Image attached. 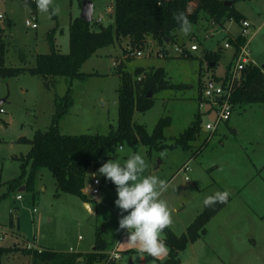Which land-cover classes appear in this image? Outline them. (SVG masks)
Listing matches in <instances>:
<instances>
[{"label":"rangeland","instance_id":"1","mask_svg":"<svg viewBox=\"0 0 264 264\" xmlns=\"http://www.w3.org/2000/svg\"><path fill=\"white\" fill-rule=\"evenodd\" d=\"M31 1L0 0V13H5L11 21V26L5 27V18L1 25L5 30V65L8 67H33L38 54L50 52L48 34L57 26V44L63 53L68 52L70 21L82 14L80 0H54V6L60 7L59 15L54 16L41 13L38 8L34 10ZM93 2V29H100L98 19L103 21V26L113 24L115 0ZM237 8L246 12L259 30L249 49H252L254 62L263 67L264 0H237ZM210 20L211 17L203 12L197 23H191L193 27L189 35L177 30L174 35L176 44H159L149 36L143 56L138 57L129 51V56L134 57L131 60L126 59V44L124 47L117 42L99 49L82 67V71L90 76L72 82L75 104L59 128L65 135L107 134L111 126H118L119 65L125 63V69L130 73H135L139 67L165 68L167 80L177 88L152 94L154 107L145 113L136 111L134 121L145 125L152 133L161 118L172 117V125L165 129L166 141L170 143L167 144L170 148L163 152L166 155L161 156L157 149L149 151V147L143 144H139L136 150L123 144L108 147L105 156L123 164L131 154L139 152L148 164L143 175H155L170 183L163 198L174 209V224L168 230L178 236L187 234L191 224L206 210V197L217 191L230 193L228 203L206 224L201 238L181 253L183 264H264V103L234 104L230 125L222 124L210 137L206 126L213 120L212 113L209 105L201 106L197 99L201 61L205 64V53L223 47L229 36L220 25L212 26ZM28 21L37 24L38 28L28 27ZM227 26L233 34L239 31L233 19L228 20ZM192 45L198 46V51L191 53L194 58H180L177 49L191 50ZM224 52L225 56L216 69L220 76L231 59V49ZM210 75L205 71L201 80L205 78L208 82ZM213 81L215 84L220 82ZM70 84V79L58 77L54 86L48 88L42 78L25 71L8 79L0 77V100H4L0 104V196H5L0 202V248L16 250L1 255L0 264H33L31 256L20 253L22 248L42 247L87 254L94 251L99 233L109 242L107 259L114 256L113 252L121 253L116 264H143L144 258L146 264H159L158 260L163 261L168 255L153 260L127 243V230L119 228L122 213L115 205L118 196L112 182L101 184L100 194L95 199L89 194L95 214L90 212L89 205L85 206L82 198L72 194L57 195L56 180L48 169L41 172L33 189L26 188L22 192V201L16 200L20 188L10 191L5 185L21 176V159L31 150L30 144L19 140L22 137L34 139L38 132L50 127L55 98L65 96ZM198 116L201 126L194 149L201 146L197 152L204 150L198 158L189 160L188 150L171 146ZM121 147L123 151H119ZM188 161L191 167L189 181L185 179L187 173L182 170L178 173ZM89 172L92 182L93 178L103 180L95 170ZM92 182L87 184L88 188L92 187ZM22 187L26 184L23 183ZM10 214L15 218L12 228ZM22 232L25 236L21 235ZM163 238H166V231ZM92 264L105 263L95 261Z\"/></svg>","mask_w":264,"mask_h":264},{"label":"trees","instance_id":"2","mask_svg":"<svg viewBox=\"0 0 264 264\" xmlns=\"http://www.w3.org/2000/svg\"><path fill=\"white\" fill-rule=\"evenodd\" d=\"M80 2L82 5V0ZM236 2L237 0H234L232 6L228 7L221 0H115L113 24L103 26L100 23V29L94 30L93 21L90 23L80 17L74 18L70 25L68 53L57 49V26L48 34L50 52L38 54L36 64L33 67L24 68L5 65L7 45L4 39V27L0 25L1 78L15 77L25 71L42 78L48 88L54 86L58 77H66L71 81L65 96L55 98V112L50 127L46 131L38 132L34 139L22 137L19 140V142L30 144L31 150L21 159V176L5 183L9 190H17L23 186V183L26 184L27 189H33L41 172L48 169L56 180L57 195L72 194L82 198L84 202H89L88 195L85 193L87 184L90 182L88 172L93 169L99 174L98 169L109 160L104 154L108 147L129 144L136 150L139 144H143L149 147V151L152 149L165 151L170 148L163 143L165 129L171 125L169 117L161 118L152 133H149L145 126L136 124L134 121L136 111L145 113L154 107V97H149L150 92L156 94L163 89L174 87L167 80L165 68L139 67L135 73H130L126 71L125 63L122 62L119 65L117 73L120 74L121 84L118 89V126H111L107 134L73 136L61 133L60 122L75 104L72 82L86 80L90 76L82 71V67L101 48L115 45L117 42L124 47L126 44L128 45V49L125 50L126 59L131 60L134 57L129 56V51H144L148 46L149 36H152L159 44L166 45L165 38H169L170 43H174V34L180 29V24L174 18L177 13H185L191 23L198 22L201 14L205 12L221 25L231 19L241 24L245 17L235 9ZM30 6L37 10L36 2L31 1ZM231 43L239 52L241 46L245 45L246 38L239 36ZM192 57L189 53L187 56H180L184 59ZM221 58V51L207 52L205 56L211 69L218 67ZM243 77L245 80L234 94L232 102L234 104L264 103V72L261 67L254 64L248 65L244 69ZM4 124L7 125L6 122ZM200 126L201 118L198 117L190 128L175 139L171 147L181 146L188 150L190 143L197 139L196 135L200 131ZM103 181L111 183L105 177ZM4 197L0 196V202ZM225 205L216 203L213 206H207L188 228L187 234L178 236L171 230L165 229L166 238L164 239L169 248V256L158 263L182 264L180 252L185 251L188 245L196 243L201 238L206 224ZM13 218L10 215V225H13ZM108 248L107 240L99 233L95 250L87 254L59 252L50 248H22L20 252L31 256L33 264H92L95 261L105 262L108 258ZM15 251L11 248H0V256ZM111 264L116 262L112 261Z\"/></svg>","mask_w":264,"mask_h":264},{"label":"clouds","instance_id":"3","mask_svg":"<svg viewBox=\"0 0 264 264\" xmlns=\"http://www.w3.org/2000/svg\"><path fill=\"white\" fill-rule=\"evenodd\" d=\"M35 2L41 13H48L50 16L60 13V7L54 6V0ZM174 18L180 24V31L185 36L189 35L193 26L185 13H177ZM119 151H123V148ZM164 155L166 153H161V156ZM147 167L145 158L137 152L131 154L123 164L117 159H109L98 172L116 186L118 198L115 205L122 213L119 228L127 230V243L136 247L140 253H146L148 257L157 260L167 257L169 253L163 234L165 229L174 224V209L163 198L170 183L155 175L144 176ZM229 195L228 191H217L205 198L204 205L227 204Z\"/></svg>","mask_w":264,"mask_h":264},{"label":"built area","instance_id":"4","mask_svg":"<svg viewBox=\"0 0 264 264\" xmlns=\"http://www.w3.org/2000/svg\"><path fill=\"white\" fill-rule=\"evenodd\" d=\"M33 2H35V0H33ZM4 19H5V15L0 14V25H2ZM101 21H102L101 19H98L99 23ZM26 25L33 29L38 28L37 24L32 23L31 21H28ZM241 26H242L241 36L246 38V43L245 45L241 46L239 52H236L234 60L231 63L226 75L221 79H219L220 82L218 84H215L214 81L211 79L208 82H206V79L203 80L200 105L201 106L209 105V112L212 113L213 116L212 122L208 123L206 126V130L211 134L210 137H212V134L215 133L222 124L228 123L232 118L234 113V103L232 102V99L236 91L242 86L245 80L243 77L244 69L252 63L250 58V50H249L250 23L248 21H242ZM231 45L232 44L230 42H227L225 44V47L230 48ZM196 50H198V46L192 45L191 51H196ZM177 52H179V55L181 56L182 55L187 56L189 53L188 50L185 48H178ZM132 54L140 57L143 56L144 51H134ZM188 170L189 167L187 165H185L182 168L183 172ZM100 185H101V179L94 178L92 182V187L88 189V195L90 194L95 196L99 194ZM22 198H23L22 195L17 196L18 200H22ZM36 211L37 210L35 209L34 212ZM112 256L113 257H110L109 259L105 260L104 263L111 264L112 261H117V260L119 262L121 255H119L118 252H113Z\"/></svg>","mask_w":264,"mask_h":264},{"label":"crops","instance_id":"5","mask_svg":"<svg viewBox=\"0 0 264 264\" xmlns=\"http://www.w3.org/2000/svg\"><path fill=\"white\" fill-rule=\"evenodd\" d=\"M221 1H223L224 2V4H225V2H231V5H229L228 7H230V6H232V4H233V1L234 0H221ZM252 1V0H251ZM80 4H81V2H80ZM226 6V5H225ZM81 8H82V5H81ZM114 9H115V7H114ZM235 9L237 10V11H239L244 17H245V19H244V21H248L249 23H250V27H249V32H250V36H249V47L250 46H252V44H253V42L255 41V39H256V37L258 36V29H256V27L254 26V24H253V22L250 20V16H248V14L246 13V12H244V11H242V10H240V9H238L237 8V2L235 3ZM112 12H113V16H114V10L112 9ZM0 14H4L5 15V18H7V20L5 21V27H7L8 25L7 24H9L10 26H11V21L8 19V17H7V15L5 14V13H0ZM208 14V13H207ZM208 16L209 17H211V20L209 21V23L212 25V26H217V25H220L222 28H223V31H226V32H228V37H227V39H226V41H225V44L227 43V42H230L231 43V41H235L239 36H241V32H242V26H241V24L240 23H238V22H236L234 19H233V21H235L236 22V25L239 27V31L236 33V34H233V33H231L230 31H229V28H228V26H227V22L228 21H226L223 25H221L220 23H217L214 19H213V17L211 16V15H209L208 14ZM114 18H115V16H114ZM74 18H72L71 19V21H70V25H71V22H72V20H73ZM101 24L103 23V21H101L100 22ZM99 23V24H100ZM195 23H197V22H195ZM241 27V28H240ZM57 35V34H56ZM174 35H177V31L175 32V34ZM178 38V37H177ZM154 42H156L155 40H153ZM177 43V41L175 42V44ZM225 44H224V46L223 47H220V43L218 44L219 45V49H217L216 51H207V52H218V51H221V54H222V58L225 56V50L227 51V50H229V49H231V55H230V62L227 64V66H226V70H225V72H224V74L222 75V76H220V75H218L217 73H216V69H211L209 66V63L206 61V59H205V61L207 62V65H206V62H205V64L203 63V61H201V64H202V69H200V75H199V81H198V88H197V99H198V101H199V104H200V97H201V91H202V88H203V80H205V78H202V80H201V77L200 76H203V74L205 73V71L206 72H208V73H210L211 75L210 76H208V78H209V80L210 79H217V80H219V79H221L222 77H224L225 75H226V73L228 72V69H229V67H230V65H231V63L233 62V60H234V57H235V55H236V52H237V50H236V48H235V46L232 44L231 45V47L230 48H226L225 47ZM56 45H57V49L58 50H60L61 52H62V50L60 49V47H59V45L57 44V39H56ZM188 50V52H189V54H193V52L194 51H191V50H189V49H187ZM250 50V49H249ZM196 51H198V50H196ZM69 52V51H68ZM68 52H65V53H68ZM207 52L205 53V56H206V54H207ZM204 56V57H205ZM192 58H194V56L192 57ZM221 58V59H222ZM250 58H251V64H254V65H257V63H255L254 62V59H253V57H252V49L250 50ZM220 64V63H219ZM203 65L205 66L204 68H203ZM257 66H259V65H257ZM155 67V66H154ZM212 67H213V65H212ZM260 67V66H259ZM203 69H204V71H203ZM207 69V70H206ZM261 70L264 72V66L263 67H261ZM220 77V78H219ZM174 85V84H173ZM173 88H177V86L176 85H174V87ZM167 117H169L171 120H172V117H170V116H167ZM199 117V116H198ZM232 119V118H231ZM231 119H230V121H231ZM196 120H197V118H196ZM195 120V121H196ZM194 121V122H195ZM230 121L228 122V123H226L225 124V126H229L230 125ZM172 122H173V120L171 121V125H172ZM193 122V123H194ZM136 123V122H135ZM193 123L188 127V128H190L192 125H193ZM136 124H138V123H136ZM139 125H142V124H139ZM170 125V126H171ZM143 126H145V125H143ZM169 126V127H170ZM115 127V126H114ZM146 127V126H145ZM168 128V127H167ZM188 128H186V129H188ZM185 129V130H186ZM219 129H220V127H219ZM219 129L216 131V132H218L219 131ZM167 130V129H166ZM166 130H165V133H166ZM199 133V132H198ZM166 134H165V140L163 141V143L164 144H170V143H168V141H166ZM196 140L195 141H192L191 143H190V147L192 146V149L191 148H189L188 149V151L190 152V155H191V157H190V159L189 160H191V159H196V158H198L202 153H203V150L202 151H200L199 153L197 152V150L201 147H199V148H197V149H194V142H196L197 140H198V134L196 135ZM172 141V140H171ZM205 147V146H204ZM122 148V147H121ZM166 151V150H165ZM165 151H159L160 153H163V152H165ZM197 153V154H196ZM185 165H187L188 167H189V170L188 171H184V172H186L187 173V176H186V180L187 181H189V180H191V177H190V172H191V167H190V164H189V161L187 162V163H184V165L181 167V169L178 171V173L182 170V168L185 166ZM91 170V169H90ZM89 170V171H90ZM89 173L90 172H88V176H89ZM188 177V178H187ZM94 179V178H93ZM90 182H92V179L90 178ZM103 183H106V182H104L103 180H101V184H103ZM0 184H2V183H0ZM88 189L89 188H87L86 190H85V193L88 195ZM24 190H26V187H21L20 189H19V193H18V195H22L23 196V198H22V200L24 199V195H23V191ZM114 191H115V189H114ZM100 194V193H99ZM99 194H97V195H99ZM17 195V196H18ZM96 196V195H95ZM95 196H93L92 195V199H95ZM88 199H90V195H88ZM16 200H18L17 198H16ZM22 200H18V201H22ZM96 202H97V199L95 200ZM85 203V206H87V205H89L90 206V208H91V210H93V211H90L92 214H95L96 213V211L92 208V206H91V203H90V201L89 202H84ZM204 207L206 208V206L204 205ZM37 212V211H36ZM10 215H12V214H10ZM13 217H14V215H12ZM16 216V215H15ZM17 217V216H16ZM10 224V223H9ZM17 224H18V229L20 230L21 229V219H20V216L18 215V220H17ZM15 225V218H13V225H10L11 226V228L13 227ZM175 233V232H174ZM176 234V233H175ZM21 235H23V236H25V233H21ZM177 235V234H176ZM108 242V241H107ZM108 244H109V242H108ZM194 244V243H193ZM1 248H7V247H1ZM39 249H43L42 247H39ZM109 249L110 248H108V250H107V252L109 251ZM95 250V249H94ZM116 250V249H115ZM19 252V251H18ZM68 252H75V251H73V250H70V251H68ZM21 253V252H20ZM181 253L182 252H180V255H181ZM118 254L119 255H121V253H119L118 252ZM168 256H169V253H168ZM168 258V257H167ZM166 258V259H167ZM181 258V257H180ZM182 260V259H181ZM146 259L144 258V260H143V264H146ZM158 261H160V260H158ZM164 261V260H163ZM182 264H183V261H182Z\"/></svg>","mask_w":264,"mask_h":264},{"label":"water","instance_id":"6","mask_svg":"<svg viewBox=\"0 0 264 264\" xmlns=\"http://www.w3.org/2000/svg\"><path fill=\"white\" fill-rule=\"evenodd\" d=\"M226 6L231 5V2H225ZM93 14H94V2L93 0H82V14L80 18L87 22H92L93 21ZM167 41V44L170 43L169 38H165ZM153 93H149V97H152ZM4 100H0V104L3 103Z\"/></svg>","mask_w":264,"mask_h":264}]
</instances>
